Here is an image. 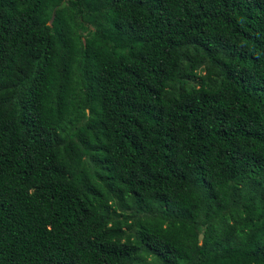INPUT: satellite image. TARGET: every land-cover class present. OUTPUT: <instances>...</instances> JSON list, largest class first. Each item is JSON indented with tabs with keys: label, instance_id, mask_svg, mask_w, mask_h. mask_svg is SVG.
<instances>
[{
	"label": "trees",
	"instance_id": "16d2710c",
	"mask_svg": "<svg viewBox=\"0 0 264 264\" xmlns=\"http://www.w3.org/2000/svg\"><path fill=\"white\" fill-rule=\"evenodd\" d=\"M0 264H264V0H0Z\"/></svg>",
	"mask_w": 264,
	"mask_h": 264
}]
</instances>
